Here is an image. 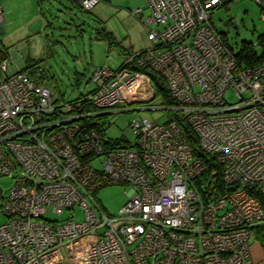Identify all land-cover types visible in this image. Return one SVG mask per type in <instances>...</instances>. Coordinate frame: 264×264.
<instances>
[{
  "label": "built area",
  "instance_id": "built-area-1",
  "mask_svg": "<svg viewBox=\"0 0 264 264\" xmlns=\"http://www.w3.org/2000/svg\"><path fill=\"white\" fill-rule=\"evenodd\" d=\"M145 1L150 47L125 65L164 79L177 103L165 109L184 117L197 149L220 166L223 188L195 185L205 164L177 121L133 120V140L106 148L84 127L81 102L59 107L39 75L8 74L12 52L1 50L0 177L14 184L0 198V264H254L249 241L264 224V62L244 66L211 23L234 0ZM98 2L78 4L89 11ZM92 81L97 115L140 95L153 100L149 76L126 67L96 69ZM230 89L234 103L225 99ZM108 185L130 187L118 216L95 199Z\"/></svg>",
  "mask_w": 264,
  "mask_h": 264
},
{
  "label": "rangeland",
  "instance_id": "rangeland-1",
  "mask_svg": "<svg viewBox=\"0 0 264 264\" xmlns=\"http://www.w3.org/2000/svg\"><path fill=\"white\" fill-rule=\"evenodd\" d=\"M260 2L264 5V0ZM262 6L256 0H234L211 16L212 25L234 52L239 50L242 42L256 44L258 37L264 34ZM0 8L4 20L0 24V51L15 52L19 44L29 45L32 64L41 61L37 66H32L30 72L41 75L37 82L48 85L55 99H58L56 104L59 107H64L94 88L92 78L96 69L117 70L126 56L122 55V50L108 47L107 42L97 38V30L104 27L112 33L120 47L133 54L150 47L148 29L143 24L149 15L145 0H100L89 13L68 0H1ZM137 9L144 11L142 21L132 16ZM23 64L22 60L16 61L8 74L21 72V68L25 67ZM133 99L137 100L128 105H115L114 111L101 122L105 140L125 136L132 141L134 137L128 132V125L133 120L163 124L172 118L173 113H177L176 110L165 109L159 99L150 103H143L147 98L141 95ZM225 99L234 103L237 96L230 89ZM74 114L77 112L64 115L67 119ZM92 121L99 123L96 119ZM79 122L82 123L81 120ZM102 134L96 132L98 137ZM92 166L101 168V158L93 160ZM13 184V178L0 177L3 194L8 193ZM129 192L128 186L108 185L95 193V199L106 214L118 216L128 201ZM67 215L64 213L56 217L48 213L47 217L61 220ZM77 218L81 219V215L78 214ZM5 221L0 204V224ZM252 241H256L255 234L249 241L250 245Z\"/></svg>",
  "mask_w": 264,
  "mask_h": 264
},
{
  "label": "trees",
  "instance_id": "trees-1",
  "mask_svg": "<svg viewBox=\"0 0 264 264\" xmlns=\"http://www.w3.org/2000/svg\"><path fill=\"white\" fill-rule=\"evenodd\" d=\"M263 3L261 4V6ZM80 10V6H77ZM264 9V5L262 6ZM83 11V10H82ZM89 11H83L86 13H89ZM102 25V24H101ZM96 37L99 39L104 40L107 42L108 47H116L120 50H122V55H126L125 58L123 59L122 64L117 70L114 71H119L122 68L131 70L133 72H138V73H144L150 78L151 86L153 88V100L154 99H159L162 102L163 107H175L177 103L173 101L170 97L169 90L165 84L164 79L161 78L160 75H158L155 72H152L151 70H148L146 67H138L137 63L134 61L129 65H125L126 59L134 55L133 53H130L128 51H125L122 47H120V44L115 40L113 37L112 33L108 32L104 27L101 29L97 30L96 32ZM230 48V47H229ZM231 49V48H230ZM233 51V49H231ZM233 54L241 61V63L244 66H255L258 65L259 63L264 62V34L260 35L258 37V42L256 44H252L249 42H242L239 50L237 52L233 51ZM30 58H27L26 60V65L24 67V70L22 72L28 73L31 77L35 78L36 73L35 72H30V68L32 66H37L39 63H41L40 60L36 61L35 63L32 64L33 61H30ZM110 69V68H109ZM40 75V74H39ZM41 76V75H40ZM41 78V77H40ZM77 84V83H75ZM95 91V85L94 88L89 91L85 95H80L78 98H76L73 101H70L68 103L72 102H81V113H85L86 115H89L88 117L86 116L83 119V125L85 128L88 129H93L96 132H102V136H100V139L102 143L105 145L106 148H114V149H119L123 146H127L129 144V139L123 136L122 138L118 139H110L108 138L105 140V134L103 130V123L104 120H106V117L109 114H104V115H97L95 112V107L92 104L89 96ZM58 100V99H56ZM96 119L97 122H93L92 120ZM175 120L185 133L188 141L190 142L191 147L193 148L194 154L196 157L201 158L205 164V172L203 176L198 179L195 182V185L198 187L199 190H203V185L210 190L213 189H218L221 190L223 188L222 184V179H221V168L215 163V160L213 157L202 153L199 149H197V137L191 130V128L188 126L187 122L185 121L184 117L181 116L180 113H173L172 118H170L169 121ZM131 123V122H130ZM129 132V130H128ZM125 135V134H124ZM253 234H255V239H257L264 247V224L260 225L257 227L254 231Z\"/></svg>",
  "mask_w": 264,
  "mask_h": 264
},
{
  "label": "crops",
  "instance_id": "crops-1",
  "mask_svg": "<svg viewBox=\"0 0 264 264\" xmlns=\"http://www.w3.org/2000/svg\"><path fill=\"white\" fill-rule=\"evenodd\" d=\"M37 1H39V0H37ZM68 1L72 2L75 6L79 5L78 4L79 0H68ZM143 16H144V11L142 10V15L140 17L141 21L143 19ZM0 29H1V26H0ZM25 47H26V49L24 48L20 54H16V53L12 52L11 56L14 59V64L16 61L22 60L24 62L23 65H26V60H27V58L30 57V48H29V45H26ZM21 70H24V67L21 68ZM250 253H251V259L254 262V264H264V247L257 239L254 242L252 241V243L250 245Z\"/></svg>",
  "mask_w": 264,
  "mask_h": 264
},
{
  "label": "water",
  "instance_id": "water-1",
  "mask_svg": "<svg viewBox=\"0 0 264 264\" xmlns=\"http://www.w3.org/2000/svg\"><path fill=\"white\" fill-rule=\"evenodd\" d=\"M233 25H234V23H233ZM234 27L238 28L236 25H234ZM1 196H2V189L0 188V198H1Z\"/></svg>",
  "mask_w": 264,
  "mask_h": 264
}]
</instances>
